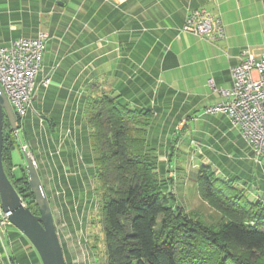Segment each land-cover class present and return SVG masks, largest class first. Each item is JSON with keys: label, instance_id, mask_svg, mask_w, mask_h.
Returning <instances> with one entry per match:
<instances>
[{"label": "crops", "instance_id": "obj_1", "mask_svg": "<svg viewBox=\"0 0 264 264\" xmlns=\"http://www.w3.org/2000/svg\"><path fill=\"white\" fill-rule=\"evenodd\" d=\"M193 10L218 17L224 37L207 41L183 32ZM39 33L48 40L18 136L35 162L66 264L61 221L69 209L77 212L97 201L84 116L91 94L151 111L147 141L158 154L159 175L166 176L167 163L174 162L183 186L177 203L189 190L202 201L197 177L206 165L249 201L264 205V151L256 154L225 114L207 111L223 100L214 89L231 88V69L243 51L264 55V0H0V46ZM44 77L51 81L46 88L40 86ZM18 148L17 142L10 150L13 172L25 170L13 160ZM17 259L41 264L11 226L0 235V264H19Z\"/></svg>", "mask_w": 264, "mask_h": 264}, {"label": "trees", "instance_id": "obj_2", "mask_svg": "<svg viewBox=\"0 0 264 264\" xmlns=\"http://www.w3.org/2000/svg\"><path fill=\"white\" fill-rule=\"evenodd\" d=\"M92 87L94 93L99 91ZM84 116L104 264H264V256L257 257V252L264 255L261 202L249 201L241 189L217 178L206 165L198 169V195L220 215L217 226L190 217L177 205L175 195L166 192L172 178L158 176L157 152L147 141L151 111L130 110L99 93L89 96ZM15 146L13 130L4 119L5 173L26 207L38 214L24 168L19 176L12 170L10 150Z\"/></svg>", "mask_w": 264, "mask_h": 264}, {"label": "built area", "instance_id": "obj_3", "mask_svg": "<svg viewBox=\"0 0 264 264\" xmlns=\"http://www.w3.org/2000/svg\"><path fill=\"white\" fill-rule=\"evenodd\" d=\"M182 31L207 41L224 37L221 20L203 10L191 11L185 19ZM47 40L45 33H39L35 39L20 38L0 46V86L16 121L22 120L32 108L35 81L41 71ZM231 76L230 89H214L223 100L207 111L225 114L231 127L238 131L256 154H260L264 151V55L254 58L248 51H243L237 65L231 69ZM50 82L49 77H44L40 86L46 88ZM209 85L213 87L212 81H209ZM17 125L16 123L13 135L19 143V149L27 153L35 165L28 147L19 141L20 126ZM8 227H11L9 214L4 212L0 201L1 236Z\"/></svg>", "mask_w": 264, "mask_h": 264}, {"label": "water", "instance_id": "obj_4", "mask_svg": "<svg viewBox=\"0 0 264 264\" xmlns=\"http://www.w3.org/2000/svg\"><path fill=\"white\" fill-rule=\"evenodd\" d=\"M4 119L8 121L12 130H16V117L0 86V201L2 209L9 214L11 226L31 244L41 264H66L52 210L29 155L23 153L25 172L38 214H33L26 207L5 173L2 161Z\"/></svg>", "mask_w": 264, "mask_h": 264}, {"label": "rangeland", "instance_id": "obj_5", "mask_svg": "<svg viewBox=\"0 0 264 264\" xmlns=\"http://www.w3.org/2000/svg\"><path fill=\"white\" fill-rule=\"evenodd\" d=\"M15 137V136H14ZM20 137V135H19ZM20 149H15L12 152L14 163L19 166L24 165V155L23 152L19 151ZM158 156V154H157ZM187 157L182 159L183 162ZM188 162V160H186ZM20 162V163H18ZM189 163V162H188ZM168 164V163H167ZM170 166H173V169L170 170ZM167 168L171 172L165 176L167 178H172V183L170 189L175 196L178 195L182 189V185L178 184V177L175 170L174 162L169 164ZM191 171L196 172V168L191 169ZM189 173H191L189 171ZM15 176H19L20 169L16 167L14 169ZM158 176L163 177L158 174ZM186 198H180V203L177 205L184 209V211L190 213L189 216H194V218L200 219L208 225H215L219 223L220 215L210 207H208L204 202L196 199V194L192 190L185 191ZM187 201V202H184ZM91 207L82 208L73 210L69 209L67 212L71 215L64 218L61 221V227L64 231L60 234L65 236L62 238L64 249H66V260L67 264H104V254L105 248L103 244V234L102 227L100 223V207L98 201H92ZM65 211V209H64ZM83 211V214L80 213ZM89 211V213H88ZM76 214V215H75ZM68 246V247H66ZM263 254L257 252V257L263 259ZM16 263L21 264L19 259L16 260Z\"/></svg>", "mask_w": 264, "mask_h": 264}]
</instances>
